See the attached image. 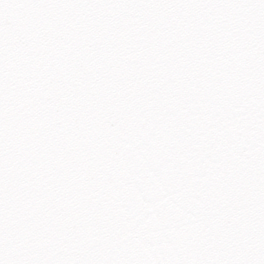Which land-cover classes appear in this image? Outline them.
I'll list each match as a JSON object with an SVG mask.
<instances>
[{"label":"snow or ice","instance_id":"6c2138e0","mask_svg":"<svg viewBox=\"0 0 264 264\" xmlns=\"http://www.w3.org/2000/svg\"><path fill=\"white\" fill-rule=\"evenodd\" d=\"M0 264H264V0H0Z\"/></svg>","mask_w":264,"mask_h":264}]
</instances>
